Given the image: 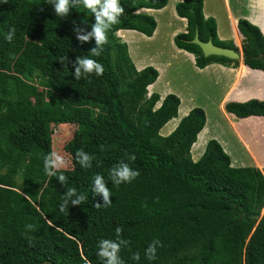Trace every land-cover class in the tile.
I'll return each mask as SVG.
<instances>
[{
    "label": "trees",
    "instance_id": "trees-1",
    "mask_svg": "<svg viewBox=\"0 0 264 264\" xmlns=\"http://www.w3.org/2000/svg\"><path fill=\"white\" fill-rule=\"evenodd\" d=\"M120 4L124 13L119 23L109 30L101 55L92 57L103 65V75L77 80L73 64L89 55L95 41L81 44L74 27L91 31L94 14L82 4L60 17L50 0H0V264H104L97 255L99 241L117 239V227L122 228L119 239L128 241L120 250L125 264H264V170L258 165L233 167L231 162L245 165L236 164L219 140L197 147L206 128L203 109L189 112L193 107L187 104L183 114L184 102L181 98L179 109L180 100L173 94L157 107L160 96L147 91L158 78L157 70H137L130 58L143 66L136 44L121 37L130 45L129 56L127 44L116 34L135 41L146 39L131 31L151 37L155 19L137 11L161 10L167 0ZM175 11L187 26L174 44L194 56L198 69L239 66L258 83L261 92L231 96L227 101H248L228 102L224 110L264 141V118H251L264 117V21L254 25L238 20L239 65L224 57H204L192 43L197 32L202 42L211 40L238 52L232 41L217 38L215 20L204 17L203 0H183ZM11 28L15 33L9 42L5 37ZM176 52L191 60V55ZM60 57H66L64 63ZM158 69L160 77L149 92L167 79ZM216 71L226 72L217 65L205 72ZM32 72L41 89L28 80ZM62 125L89 130L86 144L77 133L64 146L72 168L57 170V176L65 175L66 185L44 170V157L53 152V127ZM164 126L163 134L177 127L161 136ZM204 147L194 162L191 150L197 159ZM78 149L94 156L90 168L77 161ZM131 155L135 160H129ZM121 161L139 176L115 185L110 170ZM97 174L111 190L110 206H94L103 203L92 193ZM69 187L88 200L61 211ZM153 240L161 245L156 258L149 260L145 249ZM137 252L138 261L132 259Z\"/></svg>",
    "mask_w": 264,
    "mask_h": 264
},
{
    "label": "rangeland",
    "instance_id": "rangeland-1",
    "mask_svg": "<svg viewBox=\"0 0 264 264\" xmlns=\"http://www.w3.org/2000/svg\"><path fill=\"white\" fill-rule=\"evenodd\" d=\"M209 11H210V3L208 2L206 12ZM241 13H243L246 16H249L251 19H253V21H256L258 24L259 23L262 24L264 21V3H260V0H249V2L248 1L246 2V6L245 4L242 5ZM155 14L158 19V29H157L156 37L152 42H155L157 38L160 39L159 36L164 34L163 31L164 22L174 17L173 13H171V8L169 7L165 11ZM219 25H220L219 28L220 34L224 35L225 31L227 30L226 26H223L221 22H219ZM177 30H179V28L176 29V31ZM116 36L123 43H126L127 46L129 44L124 39H121V37H124L127 41H130L133 45L136 44L135 47L137 53L138 55L141 56L140 58L144 63L146 64L159 63L160 65L162 64L161 66L159 65L158 68H160L163 72H165V76L167 77V79L157 84L156 87H154L153 89L154 91L157 90L163 91L164 89H166V85H167L168 89H171L172 91L169 94L176 95L179 98L180 100L179 109L182 106V100H183L184 102L182 109L183 114H185L188 110L187 104L193 107L191 108V110L194 108H201L204 110L206 118H208V124L206 123L204 126L206 128L200 136V142L197 147H203L209 140L215 138L213 140L216 141L219 140L224 145L228 154L234 159L236 164L245 165V166H234L233 164H231L232 166L254 167L258 165L263 171L264 141L256 137L252 132H250L244 123L232 120L229 116L231 117L234 116L230 114L229 116H227L228 114L224 112L225 110L223 111V104L231 96L243 95L246 92L247 93L261 92L258 83L248 79L244 75V70L242 67L238 66L235 69L237 72L226 71L219 73L216 71V72H205L198 74L192 68L194 67V65L193 66L190 65L191 63L187 57L179 55L175 50L177 49V47L175 46L174 43H172L171 45L170 41L169 43H164L165 45L163 44L164 45L163 49H161V47L158 48L157 46V49L159 50L156 54H154L155 51L152 48L150 50L147 48L149 47L146 44V42H148L147 40L142 39L139 41H135L133 38L129 36L127 37L119 33L116 34ZM236 40L238 43L240 42L238 38H236ZM241 46H242V42L240 43L239 46H236V48L240 51ZM130 58L132 59L131 56ZM35 75H36L35 72L30 73L28 80L38 89H41L40 82L36 79ZM202 77L206 78V80L214 79L215 83L217 82L218 85L217 86H214L213 84L208 85L206 89L199 88L197 87V83L204 80L202 79ZM228 102L229 101H227L226 103ZM179 109L177 113V118L180 117ZM52 132H53L52 149L53 151L60 154L66 161V165L61 169L72 168L71 156L64 151V146L77 133H80L82 135L83 144H86L89 139V130L85 127L62 125V126H54ZM201 155L197 158V160L200 159ZM191 157L193 159V153L191 154Z\"/></svg>",
    "mask_w": 264,
    "mask_h": 264
},
{
    "label": "clouds",
    "instance_id": "clouds-1",
    "mask_svg": "<svg viewBox=\"0 0 264 264\" xmlns=\"http://www.w3.org/2000/svg\"><path fill=\"white\" fill-rule=\"evenodd\" d=\"M54 6V11L57 16L66 17L70 11L78 6L83 5L94 14L95 23L91 25V31L86 32L85 28L79 25L74 27V35L76 39L83 44L94 39L95 46L91 48L89 55L77 57L74 67V77L79 80L82 75H88L95 73L100 76L104 73L103 65L92 57H99L103 51V46L108 43V32L111 27L119 23V17L124 13V8L120 4V0H50ZM260 3H264V0H260ZM15 28H11L6 35V39L10 42L13 39ZM66 57H60L61 63H64ZM67 67V65H65ZM76 158L81 167L90 168L94 160V156L85 152L83 149L76 151ZM135 155L129 156V160H135ZM66 165L65 159L53 151L44 157V170L48 176H57V170ZM111 180L115 185L122 183H131L139 176V172L133 169L127 162H119L110 170ZM58 181L62 185H66L67 177L63 174L57 176ZM93 195L102 197L103 203L97 202L94 206L100 208L102 206H110L112 201L111 190L108 187V183L101 174H97L93 178ZM88 197L82 193H78L75 188H67L64 193L63 203L60 206V210L64 211L69 204L78 206L86 202ZM28 228H32V225H28ZM122 233V228H116L117 239H102L99 241V251L97 255L102 258L104 264H125L120 257V250L122 245H127L128 241L119 239ZM159 240H153L145 249V255L149 260L156 258L157 246H160ZM133 260L138 261L140 254L134 253Z\"/></svg>",
    "mask_w": 264,
    "mask_h": 264
},
{
    "label": "crops",
    "instance_id": "crops-1",
    "mask_svg": "<svg viewBox=\"0 0 264 264\" xmlns=\"http://www.w3.org/2000/svg\"><path fill=\"white\" fill-rule=\"evenodd\" d=\"M183 0H167V5L161 9V10H150V9H141L139 11H137V13H142V14H147V15H150L152 16L154 19H155V22H156V29L153 33V35L151 37H146L138 32H135V31H131V32H134V33H137L143 37H145V39L148 41L146 42V44L149 46L147 47L149 50L152 48L156 54L158 52L159 49H157V46L158 48L161 47V49H163L164 47V43H169L170 41V44L172 45V43H174V37L180 33H184L186 31V26H187V22L185 19L183 18H180L177 16L176 14V11H175V6L177 3L179 2H182ZM249 2V0H203V14H204V17L207 19V18H213L216 22V33H217V38L220 40V41H232L233 44L235 46H239L240 43L242 42V36L240 35L239 31H238V28H237V23H238V20L240 19H246L247 21H249L250 23L254 24L253 23V19H251L249 16H246L244 15L243 13H241V9H242V5L245 4L246 6V2ZM210 3V11L209 12H206V9H207V3ZM171 8V13H173V18L171 19H168L164 22V27H163V31H164V34L163 35H160L158 39L155 41V42H152L155 38V34H156V31L158 29V19L156 17V14L155 13H160L162 11H165L167 8ZM250 7V6H249ZM219 22H221L223 24V26H226V31H225V34L224 35H221L220 34V25H219ZM255 25V24H254ZM257 26V25H256ZM176 31V29H178ZM123 31V30H121ZM119 32V31H118ZM117 32V34H118ZM238 37V39H240V42L238 43L236 38ZM164 44V45H163ZM239 44V45H238ZM145 47V48H146ZM146 48V49H147ZM241 48V47H240ZM127 49H128V54L130 53V48H129V45L127 46ZM175 49V48H174ZM152 50V51H153ZM180 52H184V53H187L183 50H179V49H176ZM241 52V50L239 51ZM189 54V53H187ZM163 55V54H162ZM191 55V54H189ZM152 57V56H151ZM161 57V56H160ZM132 60V59H131ZM191 66L194 65V67H192L194 69V71H196V73L200 74V73H204L205 71H207V68L209 67H214V65H217V67H220L221 69L225 70V71H228V72H234L236 71L235 69H232V68H227V67H224V66H221V65H218V64H212V65H209L207 67H205L204 69H198L196 66H195V61H194V57L193 55H191ZM133 62V61H132ZM239 62V65L241 64L242 65V58ZM133 64L135 65L136 69L137 70H142L146 67H153L154 69L157 70L158 72V78L157 80L159 79L160 77V74H159V69H158V66L160 65L159 63H144L143 62V66L142 67H138L134 62ZM162 65V64H161ZM160 65V66H161ZM224 67V68H223ZM205 77V76H204ZM202 77V79H204L203 81H200L199 83H197V87L199 88H202V89H206L208 85H214V86H217L218 83L216 82L215 83V80L214 79H209V80H206V78ZM157 80L155 81V83L157 82ZM206 80V81H205ZM154 83V84H155ZM204 83V85H203ZM215 83V84H214ZM154 84L150 85L148 88H147V91H148V94L151 95L153 93H156L160 96V104L157 105V107H159L161 105V102L162 100L167 96L169 95V93H171V89H168L167 85H166V89H167V93L162 95L161 93H159L158 91H152V92H149V88L151 86H153ZM250 100V99H249ZM259 100V99H257ZM248 101V100H246ZM246 101H241V102H238V101H229V102H237V103H243V102H246ZM262 101V100H260ZM223 103V102H222ZM221 103V104H222ZM226 104V102L223 104V111H224V105ZM180 106V105H179ZM191 111V109L189 110V112ZM188 112V113H189ZM225 112V111H224ZM188 113L186 115H188ZM226 114V113H225ZM185 115V116H186ZM229 115V114H228ZM184 116V117H185ZM182 119V117L180 118V120ZM179 120V122H180ZM206 123H207V118H206ZM205 123V124H206ZM179 124V123H178ZM177 124V125H178ZM177 127V126H176ZM175 127V128H176ZM165 127H163L161 130H160V135L161 136H168L170 133H172L174 131V129L169 132V133H165L163 134L162 131ZM215 139V138H213ZM206 147V146H205ZM204 150L203 149V152L204 153ZM201 153V154H202ZM191 154H192V151H191ZM202 156V155H201ZM194 162L198 161L197 159H192ZM237 168V167H236Z\"/></svg>",
    "mask_w": 264,
    "mask_h": 264
},
{
    "label": "water",
    "instance_id": "water-1",
    "mask_svg": "<svg viewBox=\"0 0 264 264\" xmlns=\"http://www.w3.org/2000/svg\"><path fill=\"white\" fill-rule=\"evenodd\" d=\"M192 43L200 48L202 55L204 57L216 56V57H224V58H228L231 60H237V61L241 60V52H239V50H238V52H235L232 49L216 46L213 44V42L211 40H209L207 42H202L199 40L197 32L194 36V39L192 40ZM258 72H260V71H254V73H258ZM250 100H252V99H250ZM251 118L263 119L264 117H251Z\"/></svg>",
    "mask_w": 264,
    "mask_h": 264
}]
</instances>
